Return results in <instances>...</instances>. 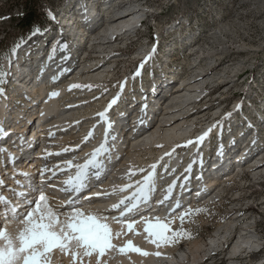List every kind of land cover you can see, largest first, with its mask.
Returning <instances> with one entry per match:
<instances>
[{"label":"bare ground","instance_id":"6f19581e","mask_svg":"<svg viewBox=\"0 0 264 264\" xmlns=\"http://www.w3.org/2000/svg\"><path fill=\"white\" fill-rule=\"evenodd\" d=\"M106 2L107 0L76 1L79 7L76 21L73 20L74 18H68L72 11L60 6L57 11L60 10L62 13L59 14L58 19L63 17L64 13L66 15L61 22L62 28L54 34L53 45L44 51L46 58L33 67L20 65L22 63L20 60L15 70L12 69L15 80L10 84L13 88L0 101V123L6 131L5 135L0 136L4 139L0 144V181H3V184H0V195L5 197L10 192H24L27 195L31 190H38L39 184L47 181L46 179L51 176L49 173L54 171H58L57 175L53 176L54 181H63L68 175L63 170L64 164L70 160L73 165L84 164L86 159L82 163L80 160L89 156L92 146L95 145L97 149L104 143L106 137L100 135L104 126L107 127V121L112 124L110 135L107 136V146L110 151L100 157L103 164L100 172L103 174L110 169L113 178L111 186L122 187L129 183L134 184L133 180H128L130 171L138 174L147 166L148 169L143 176L134 175L143 182L152 171L151 166L160 164L161 161L169 166L170 174L176 179H182L184 184L179 188L187 189L188 182H192V179L197 177L198 185L204 192L216 186L215 192L211 191L210 194L203 195L196 201L197 204H202L201 206H205L207 200L216 202L222 192L224 194L228 190L226 186L235 183V176L240 177L248 172L256 183H263L264 112L258 109V117L262 119L252 127L250 121L252 110L243 111L239 101L234 115L227 118L221 128H214L218 124L219 117L214 112L215 102L211 100L212 91L217 86H228L232 80H227L220 70L221 62L213 66L206 64L211 59L217 61L214 56L219 53L218 50L210 52L213 51L210 44V47H207L209 51H205L203 55L198 53V57L192 52L198 41L191 46L192 50L188 53L191 56L189 73L186 70L170 67L165 70L169 61V51L173 48L169 47L159 67L161 72L155 75L153 73L154 76L152 75L145 84L140 83L137 91L130 95L124 94L127 88L124 83L126 81L119 91L106 88L116 76L119 67L117 62L123 53L139 40L138 34L141 28L143 26L147 28V22L144 23L143 20L147 12L142 0H112L110 6L105 7ZM104 7L105 9L102 10ZM98 12L101 15L100 21ZM76 27L79 29L77 32ZM227 28L226 24L212 28L207 33L208 37L213 41L220 40ZM193 35L198 36L195 33ZM194 36L192 39L195 41L197 39H194ZM178 43V41L176 44L172 43V46L179 48L184 42ZM202 59L206 60L205 63ZM236 65L233 63L235 68L238 67ZM240 74L241 72L235 73L234 76L238 78ZM131 77L138 76L135 72ZM73 84L85 87L69 90L70 85ZM53 92H58L59 95L50 98ZM117 97L119 99L116 106L107 112V121L102 120L98 114L102 113L104 104ZM164 98L167 99L163 101ZM218 101L217 99L216 102ZM228 108L226 109L229 110ZM261 109H264V106ZM132 121L134 122L129 124ZM209 128L213 131L216 129V133L222 134L218 148L211 149L215 134L208 136L207 141L205 139L202 144L194 143L183 147L189 141L197 140ZM143 129H145L144 133L141 132ZM89 132H93V135L85 142ZM224 132H230L231 136L226 137ZM239 139L241 142L238 141ZM66 149L68 151H65ZM253 150L258 153L249 159ZM49 153H60V155H49ZM168 153L172 155L168 156ZM208 153L211 154L210 157H207ZM121 156H124V160L118 162L117 159ZM45 168L48 169L47 172L43 171ZM189 168L191 170L186 171ZM71 169H73L71 178H74L77 169L75 167ZM22 173L29 175L25 177ZM166 179V175L159 172L158 167L155 187ZM173 183L176 184L177 181L171 182L170 186ZM42 192L52 197L49 204L54 209L59 206L58 201L64 200L63 196L60 198L52 196L56 194L51 189L45 188ZM94 192V189L88 185L84 192L76 196L81 210L107 217L104 222L109 224L112 232L122 233L119 238L112 241L117 248L126 246L130 240L135 247L149 255H141L135 251L121 254L113 249L103 257H99L98 254L84 256L82 260L78 257L76 264H97L98 259L99 264H198L208 252L228 243L229 264H237L241 256L248 257L249 264H252V255L264 250V239L257 232L260 219L249 217L252 211H245L242 216L235 211L236 213H232L228 220L218 225L209 238L193 237L194 239L189 241L186 239L185 245L178 246L175 243L158 248L149 242L150 237L145 231L144 218H147L149 213L146 211L138 215L133 213L123 222H117L113 220V213L119 211H110L108 208L118 204L119 200L112 197L109 191H103L104 195L98 197H95ZM184 193V190H174L171 193V200L165 204L170 206L178 201L181 203L185 198ZM239 195L241 196L240 193H234L233 198L237 201L233 200V205L241 203L238 200ZM19 198L23 197L19 196ZM19 198L12 200L13 198L9 197L13 205L18 203L17 206L21 203ZM27 198L32 200L38 196L28 194ZM61 205H65L59 208L61 213L73 210L66 205V202H62ZM181 205L183 207L185 203ZM2 207L0 205V208ZM157 214L159 213L153 214L152 219L148 221L155 223L157 217L164 223L172 221L169 227L174 231L178 230L180 214L172 213L169 216V213H164L162 217ZM255 219L258 222H254ZM128 223L133 224L132 231L127 229ZM2 227L13 233L18 231V225L10 220H5ZM232 234L235 236L231 239ZM80 251L83 252V249ZM51 264H73L72 256L54 250Z\"/></svg>","mask_w":264,"mask_h":264},{"label":"rangeland","instance_id":"374dc122","mask_svg":"<svg viewBox=\"0 0 264 264\" xmlns=\"http://www.w3.org/2000/svg\"><path fill=\"white\" fill-rule=\"evenodd\" d=\"M76 1L79 0H31L30 6L38 8L37 12L40 13L39 19L36 21L45 24L43 26L37 25L35 28L39 27L41 32L32 35L35 28L23 30L17 24L19 17L24 13L22 4L26 3L27 0H0V89H3L0 101L13 88L10 84L15 80L13 70H15L20 60L22 61L20 65L26 64V66L33 67L46 58L44 51L53 45V35L62 28L61 23L57 20V16L62 12L57 10L61 6L68 11L74 9L79 11ZM111 1L107 0L105 7L106 5L110 6ZM142 3L146 7L147 13L143 20L144 23L147 22V28L145 29L144 26L141 28L138 34L139 40L123 53V56L117 62L119 67L116 70V76L106 88L119 91L121 85L126 81L125 86L128 89H125L124 94L130 95L137 91L140 83L145 84L147 80L151 79L153 73L155 75V73L159 74L161 72L159 67L169 47L173 48L169 51V61L165 70L170 67L176 70H186L189 73L191 71L189 70L191 56L188 53L192 50L190 49L191 46L198 41V48L196 46L197 49L195 48L196 50L192 51L196 53L195 57L209 51L207 47L209 48L210 44L213 48V51L210 50V52H217L216 50H218L219 53L214 56L217 61L211 59L206 64L213 66L221 62V64L219 63L221 65L220 70L225 74L227 80H232L228 86H217L212 91L211 100L215 102L214 112L219 117L217 119L218 124L214 128H221L227 121L226 117L229 113L226 111H231V115H234L239 101L242 110L244 109L243 111L249 112L253 108L252 114H249L252 119L255 116L258 117V109L264 112V109H261L264 106V0H142ZM55 10L59 13H54ZM49 11L55 15L56 19L54 21L47 15ZM97 15L100 21L101 15H99V12ZM225 24L228 28L222 38L220 40H210L211 38L207 34L208 31L212 28L222 27ZM77 27L76 32L79 30ZM56 30L58 31L56 32ZM194 33L198 36H194ZM193 36L197 40L194 41ZM190 40L192 42L188 43L187 41ZM175 41H178V44L184 43L179 48H175L172 46V43L176 44ZM17 44H19L18 48L16 47ZM154 47L157 48L155 55L147 63H144L146 58L152 54ZM14 48L15 51H13ZM200 48H202L201 51ZM78 56L80 55L78 54ZM205 59H202L204 63ZM233 63L237 64L238 67L235 68ZM141 64L144 65V69L142 68V71H140L141 74L138 77H131L132 74L140 70ZM154 68H156L155 72H153ZM239 72H241L240 77H235L234 74ZM66 75L68 76V72ZM5 89L8 91H5ZM165 99L167 98H164L163 101ZM217 99L218 102H216ZM227 107H229V110L226 109ZM208 115L211 116V114ZM210 123L212 124V121ZM216 131L215 129L209 137L215 134L211 145L213 144L214 147L218 148L222 134L220 135ZM33 134L35 133L33 132ZM224 134L226 137L231 136L230 132H224ZM254 134L256 133L254 132ZM3 140L0 138V144ZM238 141L241 142L240 139ZM257 153L258 151L253 150L249 159H252ZM210 156L211 154L208 153L207 157ZM234 178L235 183H229L226 186L228 190L224 193H227V196L218 199L214 203L207 200L205 206L195 204L193 208L198 209L201 207L200 209H207V212L185 218L183 228L191 234V238L179 240L176 243L178 246L185 245L186 239L189 241L201 236L211 237L218 225L228 220L232 215L231 208L228 207L233 203L234 193L241 194V203L250 201L257 203L256 207L252 206V210H250L252 212L250 213L260 219L257 232L264 239V182L261 184L256 183V180L248 172L243 176H235ZM180 228L181 222L179 220L177 229ZM228 252L229 246L223 259L215 260L214 264H229ZM207 255H209V252L204 257ZM251 258L252 264L264 262V250L258 254H253ZM239 262L249 264L250 259L241 256L237 264ZM204 264L210 263L206 260Z\"/></svg>","mask_w":264,"mask_h":264},{"label":"snow or ice","instance_id":"6c2138e0","mask_svg":"<svg viewBox=\"0 0 264 264\" xmlns=\"http://www.w3.org/2000/svg\"><path fill=\"white\" fill-rule=\"evenodd\" d=\"M47 15L53 21L56 19L51 11H49ZM40 32L41 29L37 27L33 30L32 35H36ZM16 47L18 48L19 44H17ZM64 47H67V45H64ZM13 51H15V48ZM156 51L157 48L154 47L152 54L146 58L144 63L152 59ZM140 68H143V64H141ZM140 74V71L136 72L137 76ZM82 87L85 86L73 84L70 85L69 90ZM87 87L91 88V86ZM2 94L3 89H0V95ZM58 95V92H53L50 94V98ZM118 99L119 97L112 100L109 105V110L118 102ZM146 107L147 105H145V108ZM98 115L102 120L107 121V111L99 113ZM230 116L231 113L227 114L226 118ZM111 128V122L107 121L104 143L91 153V158L84 164L73 165L71 160L67 162L68 168L71 169L75 167L77 173L74 178L64 181L66 187L62 188L61 191L75 193L76 196H79L88 188V183L91 178H100V169L103 167L100 157L110 151L107 146V133ZM212 131L213 129L209 128L208 131L197 140L189 141L188 144L183 145V147L191 146L194 143L202 144ZM5 134L6 131L2 123H0V136ZM92 135L93 132H89L88 136L85 137V142H87ZM158 147H162V145H158ZM65 151L68 150L66 149ZM49 155H60V153H49ZM167 155L171 156L172 153H168ZM161 159L163 160V158ZM158 167L159 164L152 165V171L144 178L143 182L137 181V184L140 186L136 187L131 197H126L120 200L118 204L112 205L110 211L120 212V215L113 217V220L123 222L125 218L138 212L142 204H147L151 201L152 193L155 191L156 169ZM190 170V168L186 169V171ZM43 171L47 172L48 169L45 168ZM140 171L143 172L145 170L141 169ZM165 171H167V168H165ZM22 175L27 177L29 174L22 173ZM53 175H56V173L54 172ZM134 175H136V172L130 171L129 178ZM0 184H3V181H0ZM133 187L135 186L129 183L126 186L120 187L119 191L126 192L129 188ZM175 187L176 185L173 183V185L167 189L169 195L165 196L164 199L159 202L161 205L171 200V193L174 191ZM17 195L24 197L19 206L13 205L7 197L0 195V205L3 206L0 208V264H51V256L54 250H59L62 254L71 255L73 264H76L78 257L81 258V260L82 257H90L93 254H98L99 257H103L107 252L113 249H116L121 254H125L128 251H135L141 255H149V253L143 252L140 248L135 247L130 240L127 242L126 246L117 248L112 241L119 238L122 233L112 232L109 224L104 222L107 220V217L82 211L75 196L66 202V205L73 210L67 213H61L59 208H63L65 205H59L54 209V207L49 204V198L42 191H39L38 198L35 200L28 199L24 192L17 193ZM86 199H91V197H86ZM181 207L182 205L178 201L175 207L169 212V216ZM203 212H207V209L198 208L193 210L189 208L186 212H182L179 217L181 228L175 231L169 227L172 221L164 223L157 217L155 218L156 222L151 223L147 218H144V222L146 223L145 231L148 232L150 237L149 242L155 244L159 248L161 246L175 244L181 239L191 238V234L183 228L185 218L192 215H199ZM61 216H63V219H61ZM5 220L15 222L18 225V231L13 233L2 227ZM126 227L129 231L133 230L132 223H128ZM80 249H83V252H81ZM156 255H160V253H156ZM97 264H99V259Z\"/></svg>","mask_w":264,"mask_h":264},{"label":"trees","instance_id":"16d2710c","mask_svg":"<svg viewBox=\"0 0 264 264\" xmlns=\"http://www.w3.org/2000/svg\"><path fill=\"white\" fill-rule=\"evenodd\" d=\"M31 0H27L26 3L22 4L23 5V14L22 16L19 17L18 20V27L22 28L23 30H30L32 28H35L37 25L38 26H43L45 24H41L43 22L41 21H36L39 19L40 13L37 12L38 8H32L30 6ZM41 22V23H40Z\"/></svg>","mask_w":264,"mask_h":264}]
</instances>
